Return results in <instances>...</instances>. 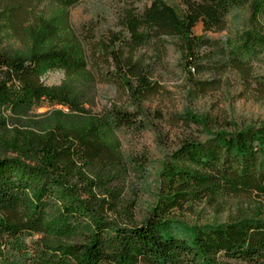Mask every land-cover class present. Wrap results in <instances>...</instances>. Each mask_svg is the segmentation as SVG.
Returning <instances> with one entry per match:
<instances>
[{
	"label": "trees",
	"instance_id": "1",
	"mask_svg": "<svg viewBox=\"0 0 264 264\" xmlns=\"http://www.w3.org/2000/svg\"><path fill=\"white\" fill-rule=\"evenodd\" d=\"M80 1L0 0V264H264V125L180 143L142 220L121 198L131 165L119 135L147 127L141 115L160 91L155 71L169 45L187 73L218 75L193 80L199 94L228 69L247 80L264 58L257 28L228 29L249 0L128 5L119 30L105 33L72 28ZM249 9L264 20V0ZM54 70L63 79L48 85ZM98 81L124 100L96 110ZM178 215L217 221L187 225Z\"/></svg>",
	"mask_w": 264,
	"mask_h": 264
},
{
	"label": "rangeland",
	"instance_id": "2",
	"mask_svg": "<svg viewBox=\"0 0 264 264\" xmlns=\"http://www.w3.org/2000/svg\"><path fill=\"white\" fill-rule=\"evenodd\" d=\"M177 0H174L176 3ZM150 0H81L70 8V24L73 29L91 26L105 33L119 30L116 21L119 10L132 5L137 11L148 5ZM249 3L233 11L227 18L228 29L257 28L264 35V20H252ZM192 32L202 33L200 24ZM230 31L208 32L211 38H224ZM151 50H147V56ZM155 71V79L160 91L145 102L149 108L141 118L148 121L142 131H129L119 135L121 151L130 161L131 170L121 198L129 206L136 221L147 216L162 193V166L170 160V155L184 141H204L214 131L236 132L253 125H264V58L252 64L250 75L244 80L238 71L226 70L220 74V83L204 94L193 87V80H205L218 75L187 73L184 62L174 47L169 45L162 55ZM104 71H111V67ZM108 72V73H109ZM62 73L54 70L43 77L46 84H58ZM95 107L101 109L110 103L120 104L124 97L114 84L104 81L96 83ZM45 107L37 108L43 112ZM156 110L159 117H155ZM131 207V208H130ZM114 217V216H113ZM225 220V215L219 217ZM176 221L187 225L216 222L209 215L200 219L199 215H178ZM28 240V239H27Z\"/></svg>",
	"mask_w": 264,
	"mask_h": 264
}]
</instances>
